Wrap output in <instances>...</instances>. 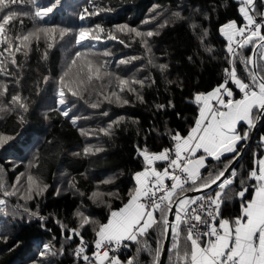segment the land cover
Returning a JSON list of instances; mask_svg holds the SVG:
<instances>
[{
	"label": "trees",
	"instance_id": "1",
	"mask_svg": "<svg viewBox=\"0 0 264 264\" xmlns=\"http://www.w3.org/2000/svg\"><path fill=\"white\" fill-rule=\"evenodd\" d=\"M37 2L42 7L56 4V0ZM94 6L112 11L88 15ZM262 7L261 0H256L257 11ZM16 10L34 12L35 9L31 5H18ZM175 12H180L184 19H177L173 15ZM81 15L85 19L81 20ZM21 19L23 25L17 21L13 35L25 34L36 27H50L56 31L51 34L54 37L51 40L33 41L27 56L17 53L19 67H10L13 76H0V80L9 83L10 94L4 102L7 103L11 95L20 94L28 108L27 112L0 113V135L14 138L0 147V177L6 190L17 191L13 196L0 192V199L6 201L0 205V264H86L74 255L81 238L85 252L90 253L97 239L93 229L98 230L99 223L108 221L111 210H118L127 203L129 191L135 187L134 174L146 166L140 155L143 149L155 153L170 148L174 143L172 136L179 133L183 137L194 127L199 116L195 95L219 86L225 76L224 70L229 67L227 37L220 28L232 21L241 25L244 19L237 0H59L44 20H33L31 16ZM97 24L104 29V32L95 33L101 39L90 41L85 47L77 46L75 35L79 30L95 29ZM192 24L199 27L193 30ZM122 25L157 33L149 38L151 53L146 52L139 37L127 30L119 32L117 28ZM61 30H66L62 39ZM205 30L207 37H203ZM109 34L118 38L111 40ZM49 42L53 43L51 49L47 48ZM206 48L215 51L210 55ZM77 51L88 53L87 58L96 63L106 64L108 75L89 86L87 92L82 91V99L72 97L65 88L68 104L60 105L58 93L63 85L59 78L68 71ZM105 52L111 55L104 56ZM238 52L247 58L252 49L249 46ZM84 59L83 56L76 58V65L65 77V84L73 90L82 78L77 73ZM120 60L130 63L120 64ZM160 64L168 66L163 73L158 67ZM235 66L237 74L247 82L245 68L239 60ZM116 77L144 80L143 88L136 86L143 102L128 92L122 94L130 101L126 105L105 101V95L117 90ZM17 79L19 84L12 83ZM232 90L234 97H239V90L234 86ZM92 104L98 107L93 108ZM66 107L70 108L68 117L62 115ZM20 116L24 117L23 123ZM72 117L77 118L75 125ZM120 117L124 119L113 127L111 135L101 131ZM247 127L240 123L238 132L243 135ZM261 137H264V117L260 119L253 140L233 167L237 177L224 189L223 195L231 199H225L221 206L222 219L231 221L239 217L242 205L253 197L252 185L256 182L246 180V184L241 185L240 181L246 179L264 153ZM248 139L238 142L236 152L223 155L220 161L208 157L207 167L201 174L208 176L212 172L214 176L223 171ZM98 147L103 151L96 152ZM86 148L92 152L86 155ZM22 173L37 178L47 189L33 199H24L26 190L19 189L16 183ZM230 174L231 171L225 178ZM109 179L111 183H104ZM244 186L248 190L240 198L237 193ZM218 190L215 185L209 191L214 195ZM109 193L119 196H109ZM78 211L98 223L80 228ZM156 218L160 219L159 213ZM216 223L218 225L219 220ZM68 229H77L79 235ZM69 235L73 238L68 239ZM164 238L163 225H160L139 237V244L127 241V247L118 254L121 264H127L129 259H133L134 264H154L152 254L137 249L147 243L153 252L157 247L162 250ZM45 244L52 246L55 256H40ZM173 255L170 237L165 264H171Z\"/></svg>",
	"mask_w": 264,
	"mask_h": 264
},
{
	"label": "snow or ice",
	"instance_id": "2",
	"mask_svg": "<svg viewBox=\"0 0 264 264\" xmlns=\"http://www.w3.org/2000/svg\"><path fill=\"white\" fill-rule=\"evenodd\" d=\"M264 5V0H261ZM59 3L51 7H42L38 5L37 0H0V76H13L14 72L10 71V67H19L17 61V53H23L27 56L33 41L39 42L41 38L46 41L53 39L56 29L50 27H36L25 34L13 35L16 22L19 21L21 26L23 20L21 17L31 16L33 20L42 21L53 8ZM31 5L35 10L18 11L17 6ZM112 11L110 8L97 9L88 15H99L100 12ZM87 12V10H85ZM239 12L246 23L238 27L235 21L229 22L220 28V32L227 37V53L232 57L231 70L226 68L225 82L220 84L212 92L198 94L195 100L198 104L202 103L199 117L195 121L186 137H181L179 133L172 136L175 141L174 149H162L160 152H150L147 148L140 152L145 167L142 171L134 174L135 187L129 191V198L119 210H111L107 223H99L98 230L93 229L97 236L94 241L95 251L92 257L84 255L85 246L81 238V246H78L74 255L82 258L87 264H121L116 256L109 255L111 245L115 244L119 247L124 241H133L140 243L139 237H143L150 229H154L163 225L165 236L171 230V251L173 257L171 264H264V158L256 161V166L250 170L246 179L241 180V185L246 184V180H254L256 183L252 185L254 188L253 198L246 204L242 205L241 215L233 220L220 218V210L225 199L230 200L231 197L223 195L226 186L233 184L237 177L236 170L233 168L228 178L221 181L224 173L228 171L229 165H225L223 171H219L213 176L209 172L208 176L201 174V169L206 168V159L213 158L220 161L225 153L236 152L238 142L247 140L249 133L245 131L241 135L237 131V125L245 122L249 129L256 126V122L264 117V11H257L256 0H239ZM173 15L177 19H184L180 12ZM80 19H85L84 15ZM149 21H145L148 23ZM193 30L199 25L192 24ZM119 32L127 30L129 34H134L140 38V42L144 45L147 53H151V45L149 38L154 37L157 33L153 31L141 32L135 28H129L127 25L118 26ZM96 32H104L101 25H95V29L90 27L81 28L75 35V44L85 47L90 41H99L101 37ZM66 34V30H61L59 35L62 39ZM203 37H207V30L204 31ZM116 35L109 34V39L116 40ZM120 43H124L123 40ZM203 43V38L201 40ZM251 46L252 56L243 57L238 49L242 50ZM53 43H47V48L51 49ZM208 54H212L213 48L205 49ZM45 58L47 52H45ZM88 53L77 51L76 58L85 57L79 65L77 75L82 77L79 79L76 90L65 84V77L68 71H71L77 60L74 58L68 65V71L59 78V82L63 87L59 89V104L67 105L65 98V88L72 97L83 98L82 91L87 92L88 87L96 81H103L108 75L106 64L96 63L93 59H89ZM104 56L111 53L105 52ZM132 59H136L133 57ZM245 68V79H242L236 70V61ZM120 64L130 63L129 60H120ZM149 63L152 61L149 59ZM251 65V67H249ZM163 73L167 70V65H158ZM45 77V81H47ZM231 81L236 88L242 93L240 99H233V91L226 87L228 81ZM116 91H110L104 96V100L109 103H115L123 106L130 101L123 97V93H134L138 100L143 102V97L137 91L136 86L140 88L145 86L144 80L124 79L116 77ZM154 83V81H152ZM12 83L19 84L17 79ZM9 83L0 80V113H9L17 110L28 111L27 105L20 94L11 95V99L5 103L4 98L9 95ZM223 94L228 97L224 99ZM215 100L219 107L210 104ZM93 108L98 107L97 104L91 105ZM163 108L164 105H160ZM222 109V110H221ZM70 108H65L62 115L69 116ZM104 115H107L105 112ZM23 123L24 117H19ZM123 117L113 121L108 128L101 129L105 135H111L114 126H118ZM73 125L76 124L77 118H71ZM13 137L0 135V147L8 144ZM264 141V137H261ZM203 150L205 155L196 156L199 150ZM85 154L92 152V149L86 148ZM96 152L103 151L102 148H96ZM174 151V156H173ZM239 153H236L238 156ZM233 157V160L236 159ZM156 162H167V167L163 171L157 170L154 166ZM24 174L22 173L21 176ZM171 181L170 185L165 181ZM20 177H17L16 183H19ZM220 181V183H218ZM112 181L105 180L104 183ZM216 185L219 189L213 195L212 186ZM15 188V185H13ZM47 189V185L41 186L37 178L32 175L27 176V189L24 199H33L34 195L39 196ZM248 187H242L237 196L243 198ZM0 192L4 196H13L17 191H8L5 189L3 178L0 177ZM201 193L197 196H188L186 193ZM109 196L118 197V193H109ZM93 196H96L94 193ZM6 201L0 199V205H4ZM173 206L175 212L173 213ZM159 213L160 219L156 218ZM169 214L174 215V220H169ZM32 215H38L33 213ZM77 216L81 218L80 228L97 224V221L85 216L78 211ZM41 220L45 219L40 217ZM217 220L219 223L217 225ZM62 228L66 226L62 225ZM74 235H79L77 229H68ZM72 239V235L67 237ZM182 242V243H181ZM44 251L40 252V256L56 255L52 250V246L45 244ZM140 251H148L154 257V264H159V256L161 249L157 247L154 252L147 243L141 244L137 249ZM127 264H134L133 259H129Z\"/></svg>",
	"mask_w": 264,
	"mask_h": 264
},
{
	"label": "water",
	"instance_id": "3",
	"mask_svg": "<svg viewBox=\"0 0 264 264\" xmlns=\"http://www.w3.org/2000/svg\"><path fill=\"white\" fill-rule=\"evenodd\" d=\"M259 122H260V120H258L256 122V126L251 129L248 141L244 145L243 149L239 152V155L236 156V159L235 160L232 159L231 165H230L228 171H226L224 173V177L221 178V181L225 178V176L228 174V172H230L231 169L234 167V165L237 163V161L239 160V158L243 154L244 148L253 140ZM218 183H220V181H218ZM214 186L215 185H213L212 187H214ZM199 194H201V193H197V192L186 193V195H188V196H196V195H199ZM174 212H175V206H173V213ZM168 218H169L170 221L171 220H174V215L173 214H169V217ZM170 237H171V230L169 229L168 235L165 236V238H164V243H163L162 250H161V254H160V258H159V264H165L166 257H167V253H168V248H169V243H170Z\"/></svg>",
	"mask_w": 264,
	"mask_h": 264
},
{
	"label": "built area",
	"instance_id": "4",
	"mask_svg": "<svg viewBox=\"0 0 264 264\" xmlns=\"http://www.w3.org/2000/svg\"><path fill=\"white\" fill-rule=\"evenodd\" d=\"M243 25H244V24H243ZM243 25H242V26H243ZM231 60H232V57H231L230 55H228V63H229V67H228V69H229V71L231 70ZM225 78H226V73H225V76H224V79H223L222 83L225 82ZM222 83H221V84H222ZM233 86H234V84H233L230 80H229L228 83L226 84V87H227L228 89H230V90H232V87H233ZM241 97H242V93L240 92V98H241ZM174 146H175V141H174L172 147H170V148H168V149H174ZM173 156H174V151H173ZM165 167H167V162H162V170H163ZM165 183L170 185L171 181L166 180ZM78 246H81V243L78 244ZM78 246H77V247H78ZM77 247H76V248H77ZM110 247H111V249H112V250L110 251V253H109L110 257H111V256H116V257H118V254H119L123 249H125V248L127 247V241L122 242V244H121L119 247H117L115 244H112ZM76 248H75V250H76ZM95 250H96V249H95V245H94L93 250H92L90 253H86V252H84V255H88L89 257H92V253H93ZM76 258L82 260V258H79V257H76ZM92 259L94 260V257H92ZM82 261H83V260H82ZM83 262L87 264V262H85V261H83Z\"/></svg>",
	"mask_w": 264,
	"mask_h": 264
},
{
	"label": "crops",
	"instance_id": "5",
	"mask_svg": "<svg viewBox=\"0 0 264 264\" xmlns=\"http://www.w3.org/2000/svg\"><path fill=\"white\" fill-rule=\"evenodd\" d=\"M237 1H239V0H237ZM261 11H264V6L262 7V9H261ZM244 22H246V21H244ZM237 25V24H236ZM238 27H240V25H237ZM218 87V86H217ZM217 87H215V88H217ZM215 88H213L212 90H210L209 92H212ZM209 92H206V93H200V94H204V95H206L207 93H209ZM196 95H198V94H196ZM196 95H195V97H196ZM223 96H224V99L225 100H227L228 99V97L226 96V94H223ZM233 99H237V98H235L234 97V95H233V97H232ZM195 99V98H194ZM196 101V100H195ZM210 104L211 105H213V106H216V107H219L217 104H216V101L215 100H212V101H210ZM199 105V113H200V108L202 107V103L201 104H198ZM222 110V109H221ZM199 117V116H198ZM240 123H245V122H240ZM239 123V124H240ZM239 124L237 125V131H238V126H239ZM246 124V123H245ZM195 126V125H194ZM188 135V134H187ZM187 135H185L184 137H186ZM238 144V143H237ZM237 146V145H236ZM225 154H229V153H225ZM224 154V155H225ZM200 155H205L204 153H203V150L201 149V150H199L197 153H196V156H200ZM260 158H264V153H263V155L262 156H260ZM156 168H157V170H159V171H162V169H161V164H160V162H156V164L154 165ZM202 170V169H201ZM254 195V194H253ZM253 198V197H252ZM250 201V200H249ZM248 202V201H247ZM246 202V203H247ZM122 208V207H121ZM119 210V209H118ZM107 223V222H106Z\"/></svg>",
	"mask_w": 264,
	"mask_h": 264
},
{
	"label": "rangeland",
	"instance_id": "6",
	"mask_svg": "<svg viewBox=\"0 0 264 264\" xmlns=\"http://www.w3.org/2000/svg\"><path fill=\"white\" fill-rule=\"evenodd\" d=\"M251 57V56H250ZM246 131H248V133L250 134V131H251V129H249L248 127H247V129H246ZM261 143H262V145L264 146V141H260ZM240 143V142H239ZM257 161V160H256ZM27 176L28 175H26V174H24L23 176H19L20 177V181H19V189H27ZM215 195V194H214ZM126 204V203H125ZM124 206V205H123ZM122 206V207H123Z\"/></svg>",
	"mask_w": 264,
	"mask_h": 264
},
{
	"label": "clouds",
	"instance_id": "7",
	"mask_svg": "<svg viewBox=\"0 0 264 264\" xmlns=\"http://www.w3.org/2000/svg\"><path fill=\"white\" fill-rule=\"evenodd\" d=\"M241 26V25H240Z\"/></svg>",
	"mask_w": 264,
	"mask_h": 264
}]
</instances>
